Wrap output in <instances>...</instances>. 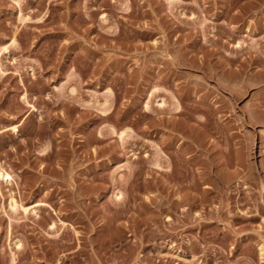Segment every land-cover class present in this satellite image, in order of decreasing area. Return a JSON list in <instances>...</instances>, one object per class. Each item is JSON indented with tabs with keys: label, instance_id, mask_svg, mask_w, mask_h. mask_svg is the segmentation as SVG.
I'll return each instance as SVG.
<instances>
[{
	"label": "rangeland",
	"instance_id": "rangeland-1",
	"mask_svg": "<svg viewBox=\"0 0 264 264\" xmlns=\"http://www.w3.org/2000/svg\"><path fill=\"white\" fill-rule=\"evenodd\" d=\"M0 167V264H264V0H0Z\"/></svg>",
	"mask_w": 264,
	"mask_h": 264
},
{
	"label": "bare ground",
	"instance_id": "bare-ground-1",
	"mask_svg": "<svg viewBox=\"0 0 264 264\" xmlns=\"http://www.w3.org/2000/svg\"><path fill=\"white\" fill-rule=\"evenodd\" d=\"M4 49H7V50H8V48H5V47H4ZM160 99H161V98H160ZM160 99H159V101L157 102V103H158L157 106H158V107H159V106H160V107H163V106L165 105V101L162 100V99L160 100ZM148 105H149V103L147 104V107H149ZM13 130H14V131L17 130V129H16V126L13 127ZM2 170H3V169H1V167H0V179L3 178V179L6 181V183H8V184L12 183V181H13V177H12L10 174H8V173L3 172ZM119 195H120V193H119ZM119 195H116V196H117V197H120ZM11 200H12V201H11V206L14 207L16 201H15L13 198H12ZM16 204H17V203H16ZM24 209H25L24 211H26V212L29 210L28 207H27V208H24ZM16 245H17L18 248L21 246L20 242H18ZM259 249L261 250L260 253H261V255H262V256H261V255H260V256H261V258L264 259V246L261 245V247H260ZM179 253H181V252H179ZM175 254L177 255V253H175ZM181 255H182V253H181ZM181 255L178 254V258H179V259L182 258V259L186 260V257L184 258V256H181ZM263 259H262V260H263ZM193 262L195 263V261H193ZM191 263H192V262H191ZM192 264H193V263H192ZM199 264H201V263H199Z\"/></svg>",
	"mask_w": 264,
	"mask_h": 264
}]
</instances>
